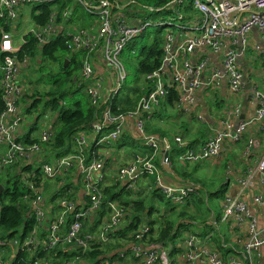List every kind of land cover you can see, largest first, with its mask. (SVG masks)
Segmentation results:
<instances>
[{
  "label": "built area",
  "instance_id": "obj_1",
  "mask_svg": "<svg viewBox=\"0 0 264 264\" xmlns=\"http://www.w3.org/2000/svg\"><path fill=\"white\" fill-rule=\"evenodd\" d=\"M125 1L0 0V21H3L0 24V91L4 103L0 113V150L3 151L0 172L11 166H31L39 170V174L21 175L23 185L33 194L27 204L38 229L21 243L0 239V264H12L14 255L8 259V249L12 251L18 245L36 256L57 248L91 250L92 246L103 247L115 240L113 236L125 219V212L118 203L105 204L108 218L97 233L88 230L91 216L103 207L101 186L104 178L102 175L94 178L96 172L103 170L99 147L111 149L126 137L145 147L147 153L134 156L131 163L117 170L118 183L131 190L140 180L151 177L153 189L173 205L182 206L190 197L198 196L197 188L193 184L165 185L155 164L157 155L162 156L161 164L165 167L171 166L170 156L175 150L180 151L175 157L181 165L209 163L220 158L225 142L240 146L247 131H260L264 127V0H176V14L182 12L178 15L181 23L176 31H168L163 37L162 66L144 76L149 92L136 101L133 109L121 112L116 104L119 98H124V93H120L125 87L127 73L120 56L132 41L152 26L149 21H132L123 6ZM186 6L189 10L185 12ZM44 7L49 8L50 15L44 25L37 26L34 17L40 16ZM74 10L85 13L87 27L74 26L82 20ZM28 16L32 18V27L27 29L25 23L21 25V30H27L19 36V30L16 32L19 23ZM253 31L257 40L251 37ZM58 35L66 39L65 45L72 53L81 55L79 74L84 95L92 107L102 106L103 109L73 136L70 153L44 163L40 162L39 155L44 145L53 140L54 120L43 126L38 143L25 145L19 141L18 131L24 122L19 101L23 92L28 91L20 83L19 74L28 67L30 59L20 60L18 55L26 44L25 37L32 36L39 47H44ZM246 85H249L248 90ZM223 88L224 95L220 93ZM199 90L204 92L202 102L205 106L208 102L224 106L222 118L210 128L201 146L192 147L178 136L170 141L148 131L171 92L177 95L172 108L187 111L198 100ZM245 94L253 100L255 111L253 116L241 120ZM196 119L204 121L201 114H197ZM252 155L259 159L248 170V179L242 182L243 190L251 187L253 178L264 188V146L255 137H250L240 152L244 162H249ZM75 171L85 183L87 203L82 205L76 199L62 198L56 205L50 204L49 211L41 198V190L35 186L38 179L54 180L64 174L73 176ZM252 203L264 209L262 195H253ZM55 207L56 213L51 216ZM222 207L224 215L219 221L211 220L210 226L218 232L223 224L228 226L225 235H230L231 243L226 253L222 254L213 245L212 232L204 236L196 232H178L175 243L163 245L149 242L150 228L144 225L132 241L124 242L122 248L95 264H263L264 229L259 228L256 217L242 200L228 194ZM37 231L42 233L40 237ZM34 264L48 263L36 259ZM64 264L85 263L68 261Z\"/></svg>",
  "mask_w": 264,
  "mask_h": 264
},
{
  "label": "trees",
  "instance_id": "obj_2",
  "mask_svg": "<svg viewBox=\"0 0 264 264\" xmlns=\"http://www.w3.org/2000/svg\"><path fill=\"white\" fill-rule=\"evenodd\" d=\"M106 1L115 2L117 0ZM175 1L176 0H129L124 3L127 4L125 10L128 12L130 11L131 15L128 14L132 21H148L145 18H141L140 12L137 8H142V10L148 12L150 15L171 12L176 14V8L178 5L175 4ZM64 6L65 4L62 7ZM169 7L173 8L168 9ZM184 8L185 12L189 10L188 6ZM78 12L83 14L79 16L81 19L86 16L83 11L74 10V14H77ZM179 14L176 15L178 16ZM49 15V8H42L41 15L34 17V23L37 26L44 25L47 22ZM0 24H3V21H0ZM88 24L89 22L86 20L83 28L87 27ZM143 35L144 34H142L141 37H143ZM146 37H149V39L136 55V73L141 77V83L138 86H126L123 94L124 98H119L116 104V106H120L121 112L133 109L136 101L149 92V83H144V76L154 72L162 66V38H160L159 35L152 37L150 36V33H148ZM65 41L66 39L62 35H58L48 45L39 47L32 36H27L25 37L26 44L18 55L20 60H23L24 58L37 60V58L39 59V56H42L47 62L56 65L58 63L59 65V67L57 65L56 74L50 73L49 85H51V87L47 92L39 93L34 89H30L27 92H23L19 101L22 107L26 109L27 115H34L35 117L34 111L42 101L44 103V105L42 103L43 112L48 111L53 115L52 119L54 120V123L52 124V128L54 129V136L49 144L44 145V151L48 156L47 158H43L44 162H50L52 156L60 157L66 153H70L73 136L78 131L88 126L103 109L102 106L97 108L92 107L85 95L73 102L65 101L67 96L76 94L82 88V80L79 74L81 55L78 53H72L65 45ZM134 42L135 41H132L126 47V49L128 48L130 50V53L133 51L131 47ZM38 62L40 70L45 68L40 66V61ZM58 68L60 69V72L63 73L61 78H56L58 75ZM70 83H74L77 87L72 90L68 87ZM176 100L177 95L171 92L170 97L163 105H172ZM3 110L4 103L0 91V113ZM162 115L163 111L160 113L159 119L162 118ZM38 116L36 117L37 120ZM156 130L157 128L154 127L148 128L150 133L151 131H154L153 133H155ZM32 132L33 130L31 133ZM29 135L30 134L26 135V138H22V140L20 139L19 141L25 145L38 143L37 139H31ZM161 136L165 137L163 133ZM128 142H130V140L126 139L123 140L122 143L125 145ZM174 152L178 153L180 151L175 150ZM6 171V177L3 175L4 171L0 172V184L4 186V191L0 200V239L17 240L21 243L33 232L34 229L37 228V224L34 217L31 215V210L25 203H23L24 194L29 193L30 191L21 184L20 176L23 173L39 174V170L32 169L31 166L25 168L21 166H11ZM54 181H56V184L54 185L56 191L51 194V198L49 199L50 204L54 206L61 198L76 199L77 191L67 193L71 188H80L79 186L75 187L72 176L64 174L63 176L55 178ZM39 182L40 180L37 183ZM48 182L49 180L46 179L44 184L47 185ZM60 186L63 187L58 190ZM101 191L102 210L105 208L104 206L107 202L113 201L118 202V204L124 209L125 222H123L125 225L123 228L118 229L113 236L114 239H121L124 242L132 241L134 234L137 231H140L144 225H148L150 228L149 241L165 245L172 239L179 220L186 216L185 212L179 211L177 217H167L164 215L165 213H162L156 220L153 219L152 216L156 210L149 205L148 199H140V197L137 199L130 198V192H125L124 189L120 187L116 178L114 183L104 187L101 186ZM122 195H126L127 199H122ZM160 195L159 191L153 190L150 194V198L162 199ZM56 209L57 207L54 208L53 213ZM171 211L174 213L175 209H171ZM105 212L106 211H104L103 214H105ZM156 224H158L157 227H155ZM120 248H122V243L116 242L113 244L109 243L103 247L95 245L91 247V250L87 249L83 251L78 249L72 251L68 248H57L50 253H40L35 256L30 255L26 249L18 245L17 248H13L12 251L10 248L8 249L9 255L7 257L10 259L9 257L14 255L13 259H11L12 264H34L36 259H41L48 264H64L68 261L95 264L100 259L108 257L110 254H114L116 250Z\"/></svg>",
  "mask_w": 264,
  "mask_h": 264
},
{
  "label": "crops",
  "instance_id": "obj_3",
  "mask_svg": "<svg viewBox=\"0 0 264 264\" xmlns=\"http://www.w3.org/2000/svg\"><path fill=\"white\" fill-rule=\"evenodd\" d=\"M129 1V0H126ZM131 2V1H130ZM127 4L124 3V8L126 7ZM127 13H130V11ZM19 30L18 35H21V32H24L25 30H21V25L18 26V29L16 30V32ZM251 37L254 38L255 40H257V34L255 31H253L251 33ZM264 43V41H262ZM28 89H31L28 87ZM203 91L199 90L198 91V100L196 101V103L192 106V108L188 109L187 111L185 109L179 110L176 109L175 110V114H174V118L178 120L179 122H183L182 124V128L183 131L185 132V136H191L193 137L191 134H197V130H199V133L197 134V136L193 137L194 139L191 141H187L186 139H184L182 136H178V135H173V137L171 138V140L175 137H181L184 141H186L190 146L192 147H199L203 144V142L207 139V137L209 136V132H210V128L216 124H218L219 120L222 118L223 116V112H224V106L221 103V105L217 104H211L210 102H208L205 106V104H203L202 100H203ZM222 95H224L226 93L225 88H223L220 92ZM248 93V91H247ZM246 101V102H245ZM175 102V101H174ZM245 102V104H243V110H242V114L240 119L244 120L247 119L250 116L254 115V111H255V104L253 103V100L251 98L247 97V94H245V98L243 103ZM165 108H169L173 111L172 105H167L165 104L164 106ZM164 107L162 109V111L164 110ZM161 111V112H162ZM197 114H201L204 117V121L202 122H197L198 125H200L196 131H191L189 130L188 125L194 120H197ZM173 115V114H172ZM35 121H37V119H35ZM154 124V123H153ZM25 125L26 123L21 126V128L18 131V139L22 140V138H26V135L30 134L29 136L31 137V139H38L39 138V134L35 132V124H29L28 125V129H25ZM155 128L156 125L154 124ZM152 127V126H150ZM202 127L204 128V130L202 129ZM202 129V130H201ZM33 130V132L31 133V131ZM168 137V136H167ZM250 137H255L258 139V141L260 142L261 146H264V127L263 129H261L260 131H253V130H249L246 132L244 139H243V143L240 145L239 149H237L235 146L230 145L229 143H224L221 154H220V158L218 159H213L211 160L208 164H210L212 167L215 168H219L220 164H224L225 165V175H223V186H225V193L223 195L222 198V203L225 199V196L228 194L230 197H238L240 200H242V202L247 206L248 211L254 215L257 219L258 225L260 229H264V209L254 205L252 203V196L253 195H262L263 199H264V188L261 187L260 185H258L257 183V179L253 178L252 180V185L248 190H243L242 188V182L248 179V170L253 167L256 162L258 161L259 157L257 155H252L250 157L249 162H244L241 159L240 156V152L241 149L243 150V148L246 147V143L247 140ZM129 139L130 141H133L130 137H126L123 140ZM169 139V138H168ZM123 140L117 144H115L111 149L105 148V147H99V151L98 153L100 154V160L102 161L103 164V170L100 172H96L94 175V178L97 179L100 175L103 176L104 180L102 182V186H108L111 183L115 182V178H116V173L118 168H115L113 165L116 162H121L120 165L124 166L123 164L126 163L125 165H127V163H129L134 156L136 155H140V154H144L147 153L148 150H144L143 151H139V152H127L123 146L124 144L122 143ZM44 151V149H43ZM41 152V154L39 155V159L40 162H44L43 158H47L48 156L46 155V152L44 151ZM177 152H174L173 154H171L170 156V160H171V166L170 167H165L164 165L161 164V155H157L155 160V164L157 165V167L160 169L161 171V177H162V181L165 185L171 186V187H180L183 185H189L192 184L190 182V175L187 174L186 170L187 169H193V167H199L201 164H186V165H181L178 162V165L174 164V160L177 161L175 155ZM48 154V153H47ZM51 156V154H50ZM55 156H52V158L50 159V161L54 158ZM173 158V161H172ZM232 161H236V163H232ZM124 162V163H123ZM38 163V162H37ZM47 163V162H44ZM39 165L41 163H38ZM121 166V167H122ZM116 171V172H115ZM186 175L185 176H183ZM72 180L74 181L75 187L79 186V189H74L76 192V201L78 203H81L82 205H85L87 203V200L84 196V186H82V179H81V175L79 174L78 171H75V173H73L72 176ZM146 183H149L146 186ZM152 184V186H151ZM120 187L124 189L125 192H130V196H138L145 193H149L151 194L153 190V186H154V180L151 177L148 178H144L142 180H140L136 186L131 189V190H127L125 189V185H121L119 183ZM195 185V184H193ZM197 188V194L199 196V187L197 185H195ZM56 190V188H55ZM54 191V188L52 189V192ZM157 191V190H156ZM47 191L45 192L46 195ZM161 196L163 197V195L161 194ZM146 199V197H144ZM133 199V198H132ZM137 199V198H136ZM115 203H118L116 201H113ZM47 203V202H46ZM45 203L46 207L47 204ZM120 205V204H119ZM121 206V205H120ZM122 207V206H121ZM223 208V207H222ZM104 210L107 209H103L98 211L94 217L93 215L91 216L90 220H89V231H96V227L98 222H96L97 216H99L100 214H102V219L103 222L107 220L108 215L107 212H105V214H103ZM180 211V210H179ZM179 211L176 213V216L178 215ZM185 212V211H183ZM56 212H54L53 214H51V216H53ZM186 214V212H185ZM224 215V208L222 209V214L221 216L218 218L215 215H211L210 218H208L207 220L201 222L200 224L202 225H198V231H193L191 233H198L200 234V236H204V234H207L209 232H212L213 235V245L216 247V249H218V251H220L221 253L224 252L226 253L227 250H229V244L231 243V237L230 235H225V230L228 229V226L223 224L222 227L220 228V232H218L217 230L213 229V227H211L210 222L211 220L213 221L214 219H217L218 221L222 218V216ZM167 216V214H166ZM187 216V214H186ZM184 217L182 219L179 220V222L176 225V230L174 232V235L172 236V239L169 242L174 241V243L176 242L175 236L178 232H183L182 227L187 226L191 223V219L189 217ZM168 217V216H167ZM95 220V221H94ZM205 227H209V230H206ZM95 228V229H94ZM99 231V229H98ZM190 232V231H187ZM37 235L40 237L42 235L41 232L37 231ZM29 237V236H28ZM150 242V241H149ZM153 243V242H150ZM123 244V243H122ZM227 246V247H226ZM263 253V258L261 259L262 263L264 264V248L262 250ZM223 254V253H222ZM182 264H185L184 262Z\"/></svg>",
  "mask_w": 264,
  "mask_h": 264
},
{
  "label": "rangeland",
  "instance_id": "obj_4",
  "mask_svg": "<svg viewBox=\"0 0 264 264\" xmlns=\"http://www.w3.org/2000/svg\"><path fill=\"white\" fill-rule=\"evenodd\" d=\"M188 1H191V0H188ZM28 10H27V13L29 14ZM137 10L140 12L141 18H145L146 20H148L150 23H152V26H150L143 33L144 34L143 37L140 36L134 40L135 42H134L133 46L131 47V49H133V51H131V53H130V50L128 48L127 49L125 48L124 51L122 52L121 56H120V61L123 63L125 70H126V73H127V77H126V80L124 82L125 87L121 91L120 94L124 93L126 86H128V85L138 86L141 83V77H139V75H137V73H136V64H137L136 55L139 52V50L146 44L147 40L149 39V37H146V35L148 33H150V36H152V37L159 35L160 38H162V40H163V37H164L166 32L176 31V27L181 23V21L178 20V16L174 12L161 13L159 15H150L148 12L142 10V8H137ZM76 15L80 16L83 14L78 12ZM31 21H32V18L30 16H28V17L24 18V22H23V20H21V22L19 24L23 25L25 23L27 25V29H30L32 27ZM85 21H86V17L84 16L82 18V20L75 23L74 26L81 27V25L83 26L85 24ZM168 22L170 23V26H164V24H167ZM152 37H150V38H152ZM38 61L41 62L40 66H43L45 68L40 70V67L38 65V63H39ZM57 65H58V63H57ZM57 65L47 62L45 59H43L42 56H39V59L37 58V60L30 59L28 67L21 70V72L19 74V81L22 84V86H24L27 89L29 87L31 89H34L35 91H38L39 93H45L51 87V85H49L50 73H52V74L57 73L56 72ZM58 67H59V65H58ZM62 76H63V73L60 72V69L58 68V75L56 76V78H61ZM68 87H70L72 90H74L77 86L74 83H70L68 85ZM28 90H30V89H28ZM83 95H84V92H83V89L81 88L76 94L67 96L65 98V101L66 102H73L75 100L80 99ZM42 103H43V101H42ZM42 103H40L38 105V108L34 111L35 117H34V115L33 116L27 115L26 109L23 108V110H22L23 115H24L23 125L26 123L25 129L26 128L28 129L29 124H33V125L35 124L36 134L37 133L39 134L42 131L43 126L47 125L50 121L53 120L52 119L53 115H51L48 111L43 112L44 103H43V105H42ZM162 109H161V111H162ZM161 111L159 112V115H160ZM174 112H175V109H173V111H172L171 109H169V108L167 109L164 107L163 115L161 116L162 117L161 119H159L160 118L159 115L157 118L155 115L152 121H154L153 123L156 125L157 130L155 131V133H153L154 131H151V134L154 136L163 138L161 136V134L163 133L165 138H169L170 141H172L171 138L173 137V135L182 136L187 141L193 140L194 139L193 137L197 136V134L199 133V130H197V128L200 126L197 123L198 121L193 120L188 125L189 130H191L192 132L197 130V134L195 135L192 133L191 135L193 137L185 136L184 135L185 132H182L183 128L181 127L184 121L179 122L178 120L173 119L174 114H175ZM43 113H45V114H43ZM37 116H38V120L35 121ZM154 124H152L151 126L155 128ZM202 129L204 130L203 127H202ZM239 147L240 146H237L236 148L239 149ZM123 148L127 152H139V151H143V149L146 150L145 147L141 146L140 144H138L134 141H130V142L126 143L123 146ZM2 154H3V151L0 150V157ZM131 161L129 163H131ZM172 161H173V158H172ZM129 163H127V164H129ZM232 163L234 164V163H236V161H232ZM120 164H121V162H116V163H114L113 166L115 168H118V166H119V168H120L122 166ZM125 164L126 163H124L123 165H125ZM174 164L178 165L177 161L174 160ZM186 172L188 175H190V182L192 184L197 185L200 189H199V196L190 197L187 201H185V203L182 206L173 205L171 203V201H168L164 196L162 197L161 195L160 196L162 197V199L150 198L149 193H147V194L143 193V194L139 195V197H140V199L141 198L145 199L144 197H146V199H148L149 205L152 206L156 210L152 216V218L155 220L162 213H165L164 215L167 214L168 217H175L176 213L179 210L185 211L187 214L186 217H189L191 219L192 224H189L187 226L182 227V230H183V232H185V231L193 232V231H198V225H202L200 223L207 220L208 218H210L212 214L218 218L222 214V198H223V195L225 193V186L222 185L223 181H224L222 177H223V175H225V165L220 164L219 168H215V167H212L208 163H203L199 167L197 166L195 168L193 167V169L192 168L187 169ZM6 173H7V171H5L3 173L4 177H6ZM183 176L186 177V175H184V174H183ZM20 180H21V176H20ZM39 180H40V182L37 183L35 186L39 190H41V192H42L41 198L43 199L44 202L45 201L47 202L46 203L47 209H49V211H51L52 206L50 205L49 199L51 198V194L56 191L55 187H54V185L56 184V181L49 180L48 184L45 185L44 184V182H46L45 179L40 177L38 179V181ZM21 184L23 185L22 180H21ZM148 184L149 183H146V186ZM82 186H85L84 182L82 183ZM151 186H152V184H151ZM53 188H54V191L52 192ZM46 190H47V193L45 195ZM71 192H75L74 188H71L69 191H67V193H71ZM32 195L33 194L30 191L29 193H25L24 197H23V203H25L28 208H30V207L28 206L27 203H28V200L30 199V197ZM63 197H65V196H63ZM121 198L127 199V196L122 195ZM130 198L136 199V198H138V196L137 195L135 197L131 196ZM59 200L61 201L62 198ZM122 209H123V207H122ZM171 209H175L174 213H172ZM106 212H107V210H106ZM107 215H108V212H107ZM103 220L104 219H102L101 214L99 216H97L96 221L98 222V224L96 227V233L98 232V229L101 228V226L103 224ZM124 222L122 223L120 228L124 227V225H125ZM43 224H45V223L43 222ZM157 226H158V224H156L155 227H157ZM45 227H46V225H45ZM205 229L209 230V227H205ZM116 242L117 243H123L124 241L121 239H115L111 244L116 243Z\"/></svg>",
  "mask_w": 264,
  "mask_h": 264
},
{
  "label": "water",
  "instance_id": "obj_5",
  "mask_svg": "<svg viewBox=\"0 0 264 264\" xmlns=\"http://www.w3.org/2000/svg\"><path fill=\"white\" fill-rule=\"evenodd\" d=\"M66 62H67V61H66ZM65 66H66V63H65ZM248 88H249V85H246L245 89L248 90ZM245 102H246V101H245ZM245 102H244L243 104H245ZM164 158H165V159L168 158V156H167L166 153L164 154ZM166 168H167V167H166ZM3 191H4V186L0 184V200H1V196H2Z\"/></svg>",
  "mask_w": 264,
  "mask_h": 264
},
{
  "label": "snow or ice",
  "instance_id": "obj_6",
  "mask_svg": "<svg viewBox=\"0 0 264 264\" xmlns=\"http://www.w3.org/2000/svg\"><path fill=\"white\" fill-rule=\"evenodd\" d=\"M5 47H8V44L7 43H5Z\"/></svg>",
  "mask_w": 264,
  "mask_h": 264
}]
</instances>
